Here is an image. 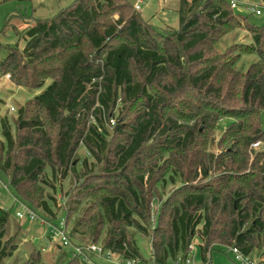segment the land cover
<instances>
[{"label": "trees", "instance_id": "16d2710c", "mask_svg": "<svg viewBox=\"0 0 264 264\" xmlns=\"http://www.w3.org/2000/svg\"><path fill=\"white\" fill-rule=\"evenodd\" d=\"M178 12L179 28L167 32L145 19L131 0H74L52 17L24 20L19 37L25 47L10 46L0 72L32 89L52 81L21 106L16 135L11 120L0 119V172L18 201L54 221L45 187L55 184L47 169L56 180L78 175L77 152L84 146L94 166L100 164L104 181L95 184L103 176L87 171L85 158L82 190L65 217L69 225L79 196L91 199L70 229L75 242H101L125 259L144 260L136 233L151 235L156 264L186 258L196 236L206 261L209 252L226 246L252 255L264 239V151L253 156L249 151L252 143L264 142V24L250 22L260 61L242 72L235 69L236 56L217 50L235 19L228 0H181ZM247 47L245 52L254 51ZM120 97L133 117L126 120V114L110 129ZM194 101L203 106L197 114H180V104L193 110ZM223 116L235 119L229 126L235 148L229 172L217 184L200 182L212 172L203 160L194 168L165 157L161 166L150 165L165 154H181L185 161ZM224 165L220 161L219 167ZM241 169L249 172L241 175ZM159 196L163 200L150 234ZM9 223V210L1 209L0 264L17 248L15 238L6 237ZM64 256L63 264H84L71 250ZM30 264H41L40 255Z\"/></svg>", "mask_w": 264, "mask_h": 264}, {"label": "rangeland", "instance_id": "374dc122", "mask_svg": "<svg viewBox=\"0 0 264 264\" xmlns=\"http://www.w3.org/2000/svg\"><path fill=\"white\" fill-rule=\"evenodd\" d=\"M73 1L74 0H0V60L6 57L7 50L10 46H18L20 49L25 47V41L19 37V31L27 26L24 20H33V17H52ZM138 1L139 0H131L133 5L137 4ZM241 1L254 3L264 7V0ZM180 2L181 0H148L144 2L140 13L159 30L167 32L171 29H177L180 26V17L178 12ZM234 14L235 19L230 22L232 29L222 36L217 45V50L219 52H229L232 53V56H236L237 61L235 69L246 72L252 64L260 61L258 54L260 46L253 41V34L248 30V28L252 23L257 26L264 24V13L262 15H256L250 14L244 10H234ZM118 17V14H116L115 18ZM8 18H10L9 23H7ZM246 46L252 47L254 51L245 52V49L248 50V47L246 48ZM8 74H2V72H0V119L7 116L11 120L13 134L16 135L19 109L30 99L34 98L39 93H42L52 80L47 79L46 84L42 88L32 89L15 84L12 81L11 76H7ZM183 99L184 101H189L190 98L187 96ZM194 103L195 109L193 110H186L183 103L180 104L178 106L180 114H184L189 117L197 114L198 108L201 106L195 101ZM11 106H14L15 110L12 111ZM126 114V120L133 117V113L129 109V104L121 100L120 97L115 109V118H113L115 123L125 118ZM233 121H235V119L231 117L223 116L216 118L210 133L206 137L202 136L199 138L198 145L195 147L192 146L193 148L186 153L187 157L185 161V157L181 156V154H165L163 156H156L150 165L161 166L162 162L159 160L165 157L170 158L171 161L184 162L186 167L191 166V168H194L195 161L199 162L200 160H203L207 165L211 166L212 172L207 179L200 182H206V184H217L219 178L224 179V176L226 175L225 171L229 172L230 167L228 162L230 156L232 155V150L235 148L233 143L235 136H233L229 130V126ZM189 124L193 125L194 121L190 120ZM112 125L113 124L110 123L108 127L111 129ZM198 128L203 130L201 123H198ZM3 141L4 137L0 135V143ZM249 151H251V155L252 152L256 154L257 152L264 151V142L259 141L257 143H252L249 146ZM77 156L80 158V161L77 163V169L79 171L78 175L70 173L66 178L59 175L58 180H56L52 177L51 170L47 169L48 178L55 184L54 188L49 186L45 187L47 194L46 198L57 214L56 219L54 220L55 223H58L61 219L66 217V211L69 209L72 197L76 196V194L82 190L81 183L84 180V176L81 178V175L84 170L83 160L85 158L88 159L89 163L87 171L94 170L95 174L103 176V178L96 177L94 180L95 184L101 185L104 181V174L101 170L100 164L94 166V158L84 146L79 148ZM215 158H217V160ZM220 161L226 166L224 165L219 167ZM244 172L248 173L249 169L246 171L241 169L240 174L244 175ZM245 175L247 176L248 174ZM0 177L8 185V188H5L3 184H0V210L5 209L10 212V223L7 227L6 237L15 238L14 243L17 244V248L15 249L13 255L7 257L4 260V264H30L32 258H37L38 255H40L41 264H63L66 259L64 253L65 251H69V249L64 247L61 248L58 242L51 240L48 236L47 226L42 224L41 221L20 219L17 216L19 201L15 198L12 189L8 184V177L1 172ZM172 187V184L168 185L166 195L172 191ZM160 190L162 189L160 188ZM51 196L55 198L53 202L50 198ZM78 198L81 200L78 207L79 209L76 213H73V216L69 221V229L72 228L74 220L81 216L84 210L88 208L92 202L91 199H86V197L79 196ZM162 200L163 198L159 196L153 201L152 218L148 226L150 234L156 224L157 212ZM39 212L41 213V210H39ZM201 227L202 226H200V228ZM136 237L141 254L144 258V260H139V263L154 264L153 259H151V235L149 236L142 233H136ZM87 241L88 240L86 239L85 242ZM201 243L202 241L200 237L196 236L193 240V249L190 248L189 252V256L192 257L196 264H236L229 252L228 246L223 247L221 250L213 251L211 254L209 252V258L206 261L200 250ZM258 246L259 247H256L251 257L256 261L263 263L264 239L260 238ZM52 247L54 248L53 251L50 250ZM119 259H121V256L114 254L111 260H99V263L118 264L117 261ZM167 264H173V261L170 260Z\"/></svg>", "mask_w": 264, "mask_h": 264}, {"label": "built area", "instance_id": "2783aa9c", "mask_svg": "<svg viewBox=\"0 0 264 264\" xmlns=\"http://www.w3.org/2000/svg\"><path fill=\"white\" fill-rule=\"evenodd\" d=\"M145 1L148 0H139L137 4L134 5V8L137 11L142 10V6ZM231 8L233 10H244L250 14L262 15L264 13V7L259 6L254 3H246L241 0H228ZM10 77V74L7 75ZM11 110H15L14 106H11ZM111 123L114 124V119H111ZM0 184H3L5 188H8V185L0 177ZM19 210L17 211V216L20 219H28L41 221L42 224H45L48 228V236L51 240L58 242L59 246L68 248L72 251V254L79 256L81 261L84 264H98L97 258H104L106 260H111L114 256V253L110 250H105L102 244L100 243H86L80 244L75 242L71 235L66 219H61L58 223L54 221H49L43 217H40L39 214L32 209L25 202L19 201ZM193 249V244L190 247ZM229 252L235 261L236 264H264L256 261L249 254H245L239 247L232 246L229 248ZM118 264H140L139 259H125L121 257L117 261ZM156 264V263H154ZM173 264H196L195 261L189 255L184 258L182 255H179L176 260L173 261Z\"/></svg>", "mask_w": 264, "mask_h": 264}, {"label": "crops", "instance_id": "0c3cea01", "mask_svg": "<svg viewBox=\"0 0 264 264\" xmlns=\"http://www.w3.org/2000/svg\"><path fill=\"white\" fill-rule=\"evenodd\" d=\"M41 18H44V17H41ZM43 250H45V249H43ZM50 250H52V251H53V250H54V248L52 247ZM99 260H104V259H103V258H97L98 264H100V263H99Z\"/></svg>", "mask_w": 264, "mask_h": 264}]
</instances>
